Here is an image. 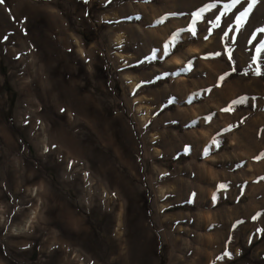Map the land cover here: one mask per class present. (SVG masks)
I'll list each match as a JSON object with an SVG mask.
<instances>
[{
    "label": "rangeland",
    "instance_id": "rangeland-1",
    "mask_svg": "<svg viewBox=\"0 0 264 264\" xmlns=\"http://www.w3.org/2000/svg\"><path fill=\"white\" fill-rule=\"evenodd\" d=\"M250 2L0 3V264H264Z\"/></svg>",
    "mask_w": 264,
    "mask_h": 264
},
{
    "label": "snow or ice",
    "instance_id": "snow-or-ice-1",
    "mask_svg": "<svg viewBox=\"0 0 264 264\" xmlns=\"http://www.w3.org/2000/svg\"><path fill=\"white\" fill-rule=\"evenodd\" d=\"M0 3H3V0H0ZM235 3H239V0H233V4ZM255 3V0H251V2L249 3V9L251 8L252 4ZM247 15V11H245V13L243 14V16ZM243 16L238 17V21L243 19ZM262 32H264V30H262ZM262 50H264V45L261 46L260 49H257V53L259 54ZM165 51H167V45L165 46ZM261 59H264V57H261ZM253 62L256 63L257 62V57H253ZM256 75H261V72L259 71V69L257 68V70L255 71ZM223 79V77L221 78ZM242 100L239 101H234L233 103H242ZM228 110V109H225Z\"/></svg>",
    "mask_w": 264,
    "mask_h": 264
},
{
    "label": "bare ground",
    "instance_id": "bare-ground-1",
    "mask_svg": "<svg viewBox=\"0 0 264 264\" xmlns=\"http://www.w3.org/2000/svg\"><path fill=\"white\" fill-rule=\"evenodd\" d=\"M23 10H25V9H23ZM25 11H26V10H25ZM23 12H24V11H23ZM32 14H33V13H32ZM14 18H15V17H14ZM58 18H59V17H58ZM52 26H53V24H52ZM65 26H66V25H65ZM66 28H67V27H66ZM54 29H55V28H54ZM67 30H68V29H67ZM67 30H65V31H67ZM67 41H68V40H67ZM81 51H82V50H81ZM51 60H52V59H51ZM51 62H52V61H51ZM51 62H50V63H51ZM52 63H54V62H52ZM52 65H53V64H52ZM50 66H51V64H50ZM73 107H74V106H73ZM34 192H35V191L33 190L32 193H34ZM34 217H35V216H32V218L29 220L28 223L31 224V222L33 221ZM76 256H77L76 254H74V253H73V254L70 253V258H71V259L75 258ZM79 263H80V262H79ZM80 264H81V263H80ZM82 264H84V263H82Z\"/></svg>",
    "mask_w": 264,
    "mask_h": 264
}]
</instances>
